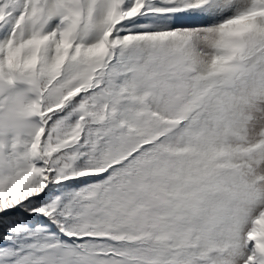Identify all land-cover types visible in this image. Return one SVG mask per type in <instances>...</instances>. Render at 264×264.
Segmentation results:
<instances>
[{"label": "snow or ice", "instance_id": "6c2138e0", "mask_svg": "<svg viewBox=\"0 0 264 264\" xmlns=\"http://www.w3.org/2000/svg\"><path fill=\"white\" fill-rule=\"evenodd\" d=\"M0 264H264V0H0Z\"/></svg>", "mask_w": 264, "mask_h": 264}]
</instances>
